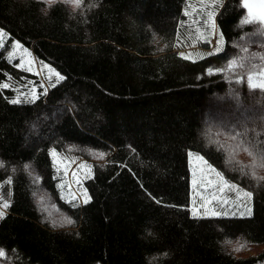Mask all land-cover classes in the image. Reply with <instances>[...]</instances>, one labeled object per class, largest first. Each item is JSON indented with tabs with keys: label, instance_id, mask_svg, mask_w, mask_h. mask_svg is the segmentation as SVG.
<instances>
[{
	"label": "trees",
	"instance_id": "1",
	"mask_svg": "<svg viewBox=\"0 0 264 264\" xmlns=\"http://www.w3.org/2000/svg\"><path fill=\"white\" fill-rule=\"evenodd\" d=\"M79 3L0 0L9 43L64 76L43 94L0 51V186L10 205L0 264H264V88L248 85L264 71V24L243 0H226L217 16L223 48L189 60L179 53L210 50L195 42L193 0ZM30 87L34 101L21 97ZM225 140L255 166L230 158ZM52 151L99 158L83 184L89 203L63 200ZM190 153L251 194L250 217L191 216ZM37 193L71 227L50 225Z\"/></svg>",
	"mask_w": 264,
	"mask_h": 264
},
{
	"label": "rangeland",
	"instance_id": "2",
	"mask_svg": "<svg viewBox=\"0 0 264 264\" xmlns=\"http://www.w3.org/2000/svg\"><path fill=\"white\" fill-rule=\"evenodd\" d=\"M63 1V0H58ZM66 1V0H65ZM226 0H193V4L189 11L190 16V24L192 28L195 29V42L200 43H208L210 46L209 51L201 50L198 47L189 48L185 51H181L179 54L183 53L182 57H187L189 60H198L214 52L217 41L219 40V32L217 27V16L220 12L221 7L225 3ZM251 8V15L249 14L248 9H246L247 14L250 18L258 20V13L264 10V0H247ZM68 4L71 6H76V2L73 0H68ZM244 5V0H243ZM213 13V20L216 24V29L210 27V23H206L208 20V13ZM2 32V31H0ZM3 33V32H2ZM4 34V33H3ZM3 46H0V51L5 50L7 52L6 58L11 62H14L18 69L27 72L28 74L36 77V82H38V86L42 89L43 94L47 93L50 88V83L56 84L55 76L52 75V72H49V67L40 64L36 61L31 51L22 47L20 44L19 48H16L15 45L18 43L12 41L9 43L8 37L3 35ZM223 41L220 44L221 49L223 48ZM252 83L255 85H260L264 83V71L262 73H258V75L252 76ZM38 90L36 87H30L21 94V97L28 98L34 101L37 98ZM224 113V112H222ZM220 113V115H212L216 124L223 123L224 119L226 120V116ZM264 113H261L262 115ZM234 120V119H233ZM238 121V120H235ZM207 125L215 124L213 121L210 123L206 120ZM245 123L248 121H244ZM243 122V123H244ZM236 127H232L233 129H239L242 127V123L240 121L237 122ZM242 138H245L246 131L242 130ZM216 139V138H215ZM217 141L221 143L224 141L222 138L217 136ZM225 150L227 151L230 158H233L238 164L255 166V163L251 162L249 159L247 161L246 154H240L237 150L236 146H234L228 140H225ZM250 145V144H247ZM51 152V159L54 165L56 174L58 179L60 180L59 190L61 197L63 200L67 202H73V196L77 199L75 202L82 205L83 203V193L85 190L83 189V184L92 178V168L94 164H99V158L95 155H90V153H86L88 157H81L77 153H68V154H57L53 156ZM67 152V151H66ZM237 152V153H236ZM239 153V155H238ZM242 153V152H241ZM237 154L238 156H235ZM78 155V156H77ZM245 160H244V159ZM188 163L191 171V201L189 212L191 216L195 218H216L219 216L231 217V218H248L252 214V196L249 199L243 195L245 190L240 189L236 186L238 190H230L229 184L225 183L226 180H221L219 176H217L216 171L209 172L207 168V164L205 160L195 154H188ZM242 163V164H241ZM90 173V178H89ZM63 185V188H61ZM3 187L0 186V204L7 202L5 198L2 197L1 193ZM4 196V195H3ZM34 200L38 205L39 210L48 220V223L53 226L55 223L57 226L55 228H69L71 225L66 223V217L59 213L57 209L52 205L50 200L41 194L37 193L34 196ZM5 212L6 210L0 209ZM250 210V215L248 214ZM197 213L194 215L193 213ZM213 212L219 213V215H212ZM243 213V215H241ZM4 214V215H5ZM61 222H64V226H59ZM54 227V226H53ZM234 245L233 247H236ZM232 248V245H231ZM240 249L247 250L239 246ZM234 253V251H230ZM258 251H249L245 253L246 255H254L257 254ZM128 264V262L126 263ZM132 264V263H130Z\"/></svg>",
	"mask_w": 264,
	"mask_h": 264
},
{
	"label": "snow or ice",
	"instance_id": "3",
	"mask_svg": "<svg viewBox=\"0 0 264 264\" xmlns=\"http://www.w3.org/2000/svg\"><path fill=\"white\" fill-rule=\"evenodd\" d=\"M45 2L48 3V4H51V3H54L55 0H45ZM243 6L245 7V9H248L249 14L251 15V8H250V5H249V3L247 2V0H244V5H243ZM76 7H78V8L80 7L79 0H76ZM262 7H264V5H262ZM258 16H259V23L264 24V10L260 11V12L258 13ZM208 22H211V23H210V27L213 29V31H215V29H216V24H215V22H214V20H213V13H212V12H209V13H208V20L206 21V23H208ZM252 22H253V21H252L251 19H245L244 21H242L243 24H248V23H252ZM262 34H264V33H262ZM3 35H4V34H3L2 32H0V46H3V43H2V42H3ZM223 39H224V38H223V36L221 35V36L219 37V40L217 41V44H216L215 49H214V52H213V53H210L209 55L217 54V53H219V52L221 51L220 44H221V42L223 41ZM15 47H16V48H19L20 45L17 44V45H15ZM181 55L183 56V53H182ZM185 58H187V57H185ZM237 63H238V61L233 60V61H231V62L228 64L227 67H228V68H232V67L235 66ZM216 71H223V69H217ZM49 72H52V69H49ZM212 72H213V70H212V69H209V73L211 74ZM52 75L55 76V79H56V82H57V83L60 82V81H62V80L64 79V76H63V75H60L59 73L52 72ZM252 79H253V77H252L251 75H249V76H248V85H249L250 88H255V87L264 88V83H262V84H260V85H255V84L252 83ZM237 82H240V81H237ZM50 86L54 87L55 84L50 83ZM2 87H3V88H8L9 85L5 83V84L2 85ZM19 102H20L19 99H11V100H10V103H13V104H15V103H19ZM29 102H31V101H29ZM52 155L55 156L56 153L53 152ZM100 158L103 159V155H101ZM205 163L207 164L206 161H205ZM0 166H3V165L0 164ZM26 167H27V166H26ZM207 168H208V171H209V172L216 171V169H215L211 164H207ZM216 174H217V176L220 177L221 180L224 179V177L221 175L220 172L216 171ZM89 178H90V173H89ZM36 182H37V180L34 178L33 183H36ZM225 183H229V182L225 181ZM61 188H63V185H61ZM229 188H230V190H238V189H236V186H235L234 184H229ZM243 195H244L245 197H248L249 199L251 198V194H250L249 192H244ZM76 199H77V198H76L75 196H73V207H76V206H77V204L75 203V200H76ZM89 201H90V198L88 197L87 192L85 191V192L83 193V203H84V204H87V203H89ZM9 206H10L9 203L4 202L3 204H0V209L6 210V209L9 208ZM4 214H5V212L2 211V210H0V219H2V218L4 217ZM193 214H194V215H197V213H195V212H194ZM248 214L250 215V210H249V213H248ZM212 215H214V216H215V215H219V213L213 212ZM241 215H243V213H242ZM66 223H67L68 225H71V224L74 223V221H73L70 217H68V218H66ZM53 226L55 227V226H57V225L54 223ZM59 226H61V227L64 226V222H61V224H60ZM245 243H246V242H245ZM243 246H244V245L241 244V247H243ZM13 251H15V250H13ZM3 255H4L3 250H0V256H3Z\"/></svg>",
	"mask_w": 264,
	"mask_h": 264
}]
</instances>
